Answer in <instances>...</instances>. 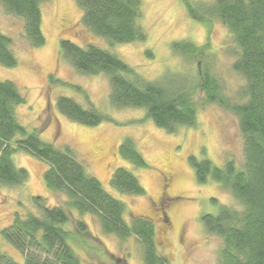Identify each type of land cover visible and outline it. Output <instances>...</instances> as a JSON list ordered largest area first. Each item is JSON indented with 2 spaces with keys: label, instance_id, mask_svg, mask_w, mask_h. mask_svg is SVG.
<instances>
[{
  "label": "rangeland",
  "instance_id": "1",
  "mask_svg": "<svg viewBox=\"0 0 264 264\" xmlns=\"http://www.w3.org/2000/svg\"><path fill=\"white\" fill-rule=\"evenodd\" d=\"M206 14L214 0H190ZM199 3H204L203 5ZM44 45L35 47L25 34L23 18L7 12L0 2V30L11 38V50L18 60L15 67L0 64V81H13L25 99L16 109L18 121L30 131H39L41 140L65 150L70 147L86 171L97 178L103 188L126 207L125 217L150 218L157 231V251L169 264H222L223 239L207 232L203 214H216L221 205L242 209L232 193L213 178L199 183L190 157L207 158L215 166L234 160L243 164L244 137L239 117L229 107L205 102L200 88L201 73L210 72L216 79L220 95L231 107L243 103L244 77L234 69L238 47L230 30L216 16L210 22L195 19L183 0H142L140 26L147 39L112 44L82 23L83 11L76 0H51L42 5ZM208 15V14H206ZM70 40L80 46L95 44L108 50L136 69L147 80L156 81L174 92H184L198 105L197 125L178 127L175 132L158 127L135 107H115L110 101V83L106 74H82L61 58L60 42ZM189 41L202 53H178L174 43ZM202 47H206L202 49ZM61 96L73 98L84 107L91 102L109 120L87 125L62 114L57 107ZM134 141L147 166L138 167L122 156L125 139ZM12 160L29 172L24 185L0 183V232L11 224L15 215L39 214V203L46 206L66 205L67 196L49 189L44 180L48 164L32 153L19 151ZM119 167L132 171L145 189L143 195L120 192L112 183ZM172 175L167 179V175ZM166 188L167 195L156 201ZM173 199H169V197ZM167 211L170 221L157 219V212ZM73 217L84 219L92 233L101 238L116 256H126L129 264H145L142 246L136 237L121 241L102 231L90 214ZM97 246L96 240H88ZM1 249L16 262L24 263L17 247L2 238ZM82 264H98L96 254L76 246Z\"/></svg>",
  "mask_w": 264,
  "mask_h": 264
},
{
  "label": "trees",
  "instance_id": "2",
  "mask_svg": "<svg viewBox=\"0 0 264 264\" xmlns=\"http://www.w3.org/2000/svg\"><path fill=\"white\" fill-rule=\"evenodd\" d=\"M51 0H0L7 12L23 18L25 34L31 45L39 47L46 38L42 29V5ZM189 13L201 22L207 16L218 17L232 33L238 47L234 69L246 80L243 96L246 101L231 107L220 95L218 83L208 71L201 73L200 88L207 103L229 107L239 117L244 137L243 164L234 160L215 166L207 158L191 156L199 183L209 178L220 182L238 201L242 209L221 205L216 214H203L201 221L209 233L223 239L222 264H264V0H214L209 11L200 14V6L183 0ZM83 11L82 23L92 32L112 44L145 41L147 34L140 26L142 0H76ZM203 5L204 3H199ZM11 38L0 30V64L15 67L18 60L11 48ZM178 53H202L189 41L174 43ZM206 48V47H204ZM202 47V49H204ZM61 58L82 74H106L110 83V101L115 107H135L145 110L147 118L168 132L182 125L196 126L199 105L184 92H174L156 81L145 79L136 69L116 54L95 44L80 46L70 40L60 42ZM25 103L17 85L10 80L0 81V183L24 185L29 172L17 167L12 156L19 151L34 154L48 164L44 173L47 187L67 196L66 205L46 206L39 203V214L17 213L0 234L17 247L24 263L16 262L1 249L0 264H82L76 246L96 254L98 264H129L126 256H116L95 236L83 218L90 214L101 229L124 241L136 237L142 246L145 264H169L158 251L157 231L146 216L125 217V204L111 196L101 182L91 176L70 147L65 150L41 140L39 131H30L18 121L16 109ZM59 111L74 121L99 125L109 118L89 102L86 108L73 98L61 96ZM124 158L138 167L147 163L131 139L121 144ZM122 193L143 195L145 189L137 176L119 167L112 183ZM88 240H96L98 247Z\"/></svg>",
  "mask_w": 264,
  "mask_h": 264
},
{
  "label": "flooded vegetation",
  "instance_id": "3",
  "mask_svg": "<svg viewBox=\"0 0 264 264\" xmlns=\"http://www.w3.org/2000/svg\"><path fill=\"white\" fill-rule=\"evenodd\" d=\"M166 175H167V174H166ZM166 178L169 180V179L172 178V175H167ZM166 192H167V191H166V188H165V186L163 185V191H162L161 195L159 196L158 200L156 201V203H155L156 205H159V206L162 205V206H163L162 201L164 200V196L167 195ZM168 197H169V196H168ZM169 199H173V198H172V197H169ZM156 214H157V216H155V217H157L156 220H157V219H160V221H162V222H167V223L170 221V218H169V215H168L167 211L164 210L163 208L161 209L160 212H157V211H156Z\"/></svg>",
  "mask_w": 264,
  "mask_h": 264
}]
</instances>
